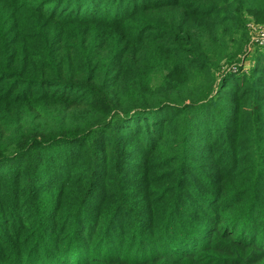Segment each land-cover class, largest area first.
Returning <instances> with one entry per match:
<instances>
[{"label": "trees", "instance_id": "16d2710c", "mask_svg": "<svg viewBox=\"0 0 264 264\" xmlns=\"http://www.w3.org/2000/svg\"><path fill=\"white\" fill-rule=\"evenodd\" d=\"M254 27L264 0H0V264H264Z\"/></svg>", "mask_w": 264, "mask_h": 264}, {"label": "rangeland", "instance_id": "374dc122", "mask_svg": "<svg viewBox=\"0 0 264 264\" xmlns=\"http://www.w3.org/2000/svg\"><path fill=\"white\" fill-rule=\"evenodd\" d=\"M251 25V23H249V26ZM257 28H253L251 31H250V35H251V41H250V44H249V47L247 48V53H249V57L247 58V60L245 61V68H246V72H248L250 70V68L253 66L252 63L255 62L256 58H257V51L260 50V52L262 53V55L264 56V31L262 29H258L256 30ZM257 31V32H256ZM254 35H255V41H254ZM253 44V45H252ZM221 164L222 166H225V162L221 161ZM210 171H211V168H204L202 167L201 168V172H206V175L209 176L210 175ZM128 176V175H127ZM198 183H195V185H197ZM27 187V186H26ZM180 202L181 204H183V199H182V195L180 194ZM99 197V196H98ZM190 198V197H188ZM192 199L190 200H185V201H188L190 203V207H194L192 203H194V201H191ZM28 202V200H27ZM96 203H98V201L94 200L91 204L92 206L89 208L87 206L84 207V209L82 210V214H85L86 212H89L92 207L94 205H96ZM196 204V203H195ZM197 205V204H196ZM185 209H189L188 206H185L184 207ZM81 216V215H80ZM82 219V218H81ZM244 220V223L248 226L250 223H252V218H250L249 216L246 217V218H243ZM82 221V220H81ZM81 221H79L78 223H73L72 225L69 226L70 229H72L74 231V234L78 233L81 228H82V224H81ZM34 227H37L39 225L38 222L40 221H36L34 220ZM42 223V222H41ZM131 223H132V227L128 228V225H127V222H121L120 223V228L123 229V232H127L128 234H131L132 232H137L140 236H149V232L147 233H144L142 234V229H141V226H140V222L137 221V220H131ZM42 224H45L47 225L46 223H42ZM87 224H89V227H90V224L91 222H88ZM44 226V225H43ZM46 227V226H45ZM78 230V231H77ZM50 240H52V236H51V232H50V235H49V238ZM68 240H72V238H67ZM108 239V238H107ZM55 242V241H54ZM47 243H52V242H49V241H42L40 242V244L38 245L37 249L33 252V255L32 257H37V258H40V257H44V256H48V251H46L44 249V246L45 245H48ZM99 244H95L93 247H98ZM104 246H105V240H104ZM92 247V248H93ZM123 250H122V254H124L126 252V250H128V242L124 243L123 244ZM83 249V248H82ZM132 251H136V248H133ZM40 254V255H39ZM82 257V252H79L77 253V257ZM1 264H4V263H1Z\"/></svg>", "mask_w": 264, "mask_h": 264}]
</instances>
